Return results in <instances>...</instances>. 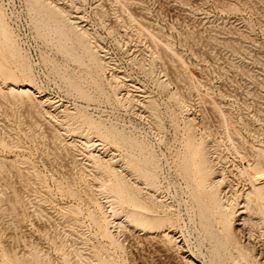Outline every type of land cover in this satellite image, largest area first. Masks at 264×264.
Returning <instances> with one entry per match:
<instances>
[{"label": "rangeland", "instance_id": "1", "mask_svg": "<svg viewBox=\"0 0 264 264\" xmlns=\"http://www.w3.org/2000/svg\"><path fill=\"white\" fill-rule=\"evenodd\" d=\"M46 1L110 66L72 40L60 48L32 0H0L21 55L0 43V264H264L238 172L264 151V0ZM31 82L32 95L9 94ZM145 169L159 192L143 187ZM115 175L136 181L138 204Z\"/></svg>", "mask_w": 264, "mask_h": 264}, {"label": "bare ground", "instance_id": "2", "mask_svg": "<svg viewBox=\"0 0 264 264\" xmlns=\"http://www.w3.org/2000/svg\"><path fill=\"white\" fill-rule=\"evenodd\" d=\"M29 2H31V1H29ZM32 4H35V6H37L38 7V11H39V15L41 16V18H42V21H44V22H47V23H52L53 24V27H54V30H55V33L57 34V36H58V39H59V43H60V48H62V49H66L67 48V42L66 41H69V40H72L73 42H74V44L77 46V48H81L83 51H85L86 52V54L88 53L89 55H90V60H88V62L90 61V65L91 64H93L96 68H99V70H101L102 72H106V69H108L107 67H108V61H106V59L104 60V58H103V55L101 56L99 53H98V51L99 50H96V49H99V48H97L98 46H93L92 44H94V43H91V35H89L88 34V32H86L82 27H80V26H78L77 25V23L75 22V21H71L70 20V17H68V14H66V12L64 11V10H62L61 8H59V7H56V6H53L52 4H50L48 1H46V0H32ZM30 4V3H29ZM31 5V4H30ZM37 11V12H38ZM76 19V18H75ZM80 27V28H79ZM83 29V30H82ZM0 43H1V46L3 45V47H4V49H6V51L8 52V53H10V54H12L13 55V57L15 58V59H17V60H20V58H21V55H20V53H18V52H16V50H15V48H14V45H13V40H12V34L8 31V30H6V29H4V28H2V18H1V16H0ZM71 46V45H70ZM96 48V49H95ZM80 49V50H81ZM82 53V52H81ZM110 66V65H109ZM113 79H114V77H112ZM111 78V79H112ZM115 78H117V77H115ZM32 82L29 84V85H25V86H23L22 88H18V89H14V88H11V93L9 92V94L12 96L13 95V97H14V94H16V96L17 95H20V96H22V95H26L25 97H27V95H29L30 96V94L32 95L33 94V91H32ZM123 85H125V84H123ZM127 87H129V86H127ZM126 87V88H127ZM9 91V90H8ZM38 93V92H37ZM37 95H40V93L39 94H37ZM15 96V97H16ZM23 96V97H24ZM36 96V95H35ZM37 97V96H36ZM41 98V97H40ZM44 101L42 102V103H46L45 102V100H47V99H43ZM42 101V100H41ZM48 102V101H47ZM39 103H40V100H39ZM43 105V104H42ZM83 120V122L88 126V127H90V129H93V130H95V131H97L98 133H100V132H102V129H100L101 128V126L100 125H98V124H96V123H94V122H92V120L90 121V120H85L84 118L82 119ZM100 126V127H99ZM101 130V131H100ZM103 130H104V133L105 134H102L101 133V136H104L105 135V137L107 138V139H112V140H115V144L117 143V146H127L128 147V145H130V147L131 146H135V147H138V145H137V143L136 142H134V140L133 139H131L132 141H130V140H128L127 138H125L126 136H124L123 137V135L122 136H120L119 134L120 133H117V132H115V131H108L107 130V132H105L106 130L103 128ZM119 146V147H120ZM130 147L129 148H127V149H130ZM135 147H133V148H135ZM124 148V147H123ZM132 148V147H131ZM132 148V149H133ZM131 150V149H130ZM135 150H137L136 151V154H139L141 151L140 150H138V149H135ZM187 150H188V147H187ZM132 151V153H133V150H131ZM138 151H140V152H138ZM144 151V150H143ZM190 151V150H189ZM188 151V152H189ZM191 152V151H190ZM131 153V154H132ZM143 153V152H142ZM141 153V154H142ZM187 154V153H186ZM132 155H134V154H132ZM137 156V155H136ZM189 154H187V159H189ZM192 155H190V157H191ZM258 160L256 161V162H254V163H251V164H248V166L247 167H245V168H242V169H239L238 170V172L242 175V176H244L248 181H249V183H250V185H251V192H247L246 194H245V198H246V200H252V201H254L255 202V204H256V206H257V209H258V218H255V219H251L250 218V216H248V220L247 221H249L250 223H249V225L251 226H255V227H258L259 229H261V230H263L262 232H263V234H264V151L263 150H260L259 152H258ZM146 158V157H145ZM187 159H186V162H187ZM103 160H105V159H103ZM108 160H109V162L111 161H113L112 159H107V163H108ZM135 161H137V163H139L140 165L142 164V163H140V162H143V160L144 159H142V161H139L140 159L139 158H135L134 159ZM103 162H105V161H103ZM105 162V163H106ZM115 162V161H114ZM147 163L148 161H145L144 160V162H143V164L144 163ZM185 162V161H184ZM185 162V163H186ZM145 163V164H146ZM185 163H182V165L184 166V170L186 169L187 170V168H189L187 165H185ZM205 163V162H204ZM143 165V166H145L146 168H147V166L146 165ZM186 164H188V163H186ZM207 164V163H206ZM206 164H204V165H206ZM189 165V164H188ZM187 166V167H186ZM205 167H207V166H205ZM181 168H183L182 166H181ZM140 169H142V168H140ZM191 168H189L188 170H190ZM206 169V168H205ZM208 169H210L211 170V168L209 167V168H207V170ZM143 170H144V168H143ZM150 170V169H149ZM185 170V171H186ZM187 170V171H188ZM207 170H203V171H207ZM142 171V170H141ZM187 171H186V175H187ZM182 172H184L183 171V169H182ZM210 172V171H209ZM207 174H208V172H207ZM155 174L154 173H152V172H150V171H148V170H146L145 169V171H144V176H143V184L145 185V186H143V187H145V188H149L150 190L151 189H155L156 191H158L157 189V186H156V184L154 183V181H153V179H155L154 176ZM189 175V174H188ZM119 176V175H118ZM115 177H116V175H115ZM136 178V177H135ZM116 180H115V190L117 191V193H119L120 194V196H125L126 198H128V200H130V202H132L133 204L134 203H136L137 202V204H138V200H139V198L137 199L136 198V194L139 192H141V190L142 189H140L139 187H138V185L136 186V184L134 185V183L136 182H134L133 183V185H127V184H125L124 182V180L122 179V177H116L115 178ZM124 181V182H123ZM218 181V180H217ZM216 181V182H217ZM220 181V180H219ZM219 181H218V183H219ZM141 184V183H140ZM142 186L140 185V187L142 188ZM214 186V185H213ZM213 186H211V188L213 187ZM211 188H209V189H211ZM111 189H113V187L111 188ZM143 190H145V189H143ZM154 190V191H155ZM148 191L149 190H147V191H143V192H145L146 194L148 193ZM153 191V190H152ZM192 191H194L193 189H192ZM217 191V190H216ZM159 192V191H158ZM136 193V194H135ZM139 193H138V195H139ZM142 194H144V193H142ZM151 195H152V193H150ZM150 194H149V196H150ZM194 194V196H196L195 195V193H193ZM197 194V193H196ZM154 195H155V193H154ZM199 195V194H198ZM216 195H218V194H216ZM148 196V195H147ZM148 196V197H149ZM157 196H158V193H157ZM215 196V195H214ZM152 197H153V195H152ZM156 197V195L152 198V200H150V202H149V204H151V206H153V207H159V206H157V204L156 203H158L157 202V199L159 198H157V199H154ZM197 197V196H196ZM218 197H219V195H218ZM251 197V198H250ZM118 198V197H117ZM150 198H151V196H150ZM224 198V197H223ZM123 199L124 198H122V201H123ZM147 199H149V198H147ZM156 201H154V200ZM199 199V200H198ZM118 200H120L119 198H118ZM196 200H198V202L200 201V202H202L201 200H200V198L199 197H197V199ZM223 201V200H222ZM225 201V200H224ZM214 202V204L218 207V209H219V213L221 214V215H224L226 212H227V210H226V208L225 207H223V206H225V204L224 203H222L221 202V199H220V197L219 198H215V200L213 201ZM123 203V202H122ZM160 203V202H159ZM158 203V204H159ZM200 204V203H199ZM224 204V205H223ZM160 205V204H159ZM163 205V204H162ZM246 205L247 204H245V206H244V210H247V207H246ZM150 206V207H151ZM163 207H165L164 205L163 206H161L160 208H163ZM167 207V206H166ZM202 207V206H201ZM160 208H158V209H160ZM203 209H205L204 207H202ZM201 208V209H202ZM224 208H225V210H226V212H225V210H224ZM157 209V208H156ZM202 209V210H203ZM208 209V208H207ZM213 209V208H212ZM217 209V208H216ZM152 212V211H151ZM203 212V211H202ZM218 213V214H219ZM148 214H151L152 215V213H148ZM226 215V214H225ZM251 226V227H252ZM231 238V237H230ZM231 241H232V239H230ZM228 242L230 243V241H229V237H228ZM231 244H233V243H231ZM235 245H236V243H235ZM231 246V251L233 250L234 252H237V254H239V250L237 251V250H235V249H233L232 248V246L234 247V245H230ZM236 247H238L237 245H236ZM229 250V249H228ZM230 251V250H229ZM232 251V252H233ZM243 251V249H241L240 250V257L239 258H241V260H249V258H248V255H246V254H244V251ZM228 252V251H227ZM229 253V252H228ZM230 254V253H229ZM236 254V255H237ZM233 256H235L234 254H233ZM231 257H232V255H231ZM233 258V260H234V257H232ZM239 258H238V260H239ZM237 259V258H236ZM232 260V262H234V261H236V260H234L233 261ZM243 260V261H244ZM245 262V261H244ZM247 263V262H246ZM249 263V262H248ZM21 264H23V263H21Z\"/></svg>", "mask_w": 264, "mask_h": 264}]
</instances>
